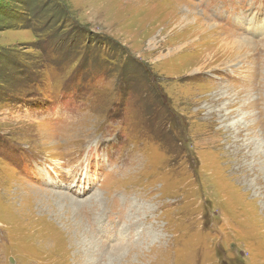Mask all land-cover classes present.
<instances>
[{
  "label": "rangeland",
  "instance_id": "1",
  "mask_svg": "<svg viewBox=\"0 0 264 264\" xmlns=\"http://www.w3.org/2000/svg\"><path fill=\"white\" fill-rule=\"evenodd\" d=\"M41 263L264 264V0H0V264Z\"/></svg>",
  "mask_w": 264,
  "mask_h": 264
},
{
  "label": "bare ground",
  "instance_id": "2",
  "mask_svg": "<svg viewBox=\"0 0 264 264\" xmlns=\"http://www.w3.org/2000/svg\"><path fill=\"white\" fill-rule=\"evenodd\" d=\"M42 242H44V241H42ZM39 244H40V242H39ZM38 244V245H39ZM41 245V244H40ZM42 246V245H41ZM116 256V255H115ZM94 257V256H93ZM118 257H120V256H118ZM46 258V257H45ZM42 259V258H41ZM51 259V258H50ZM49 260V259H48ZM13 261V260H12ZM53 261H55V260H53ZM20 262V261H19ZM40 261H38V263H39ZM51 262V261H50ZM53 263V262H52ZM42 264V263H41Z\"/></svg>",
  "mask_w": 264,
  "mask_h": 264
},
{
  "label": "trees",
  "instance_id": "3",
  "mask_svg": "<svg viewBox=\"0 0 264 264\" xmlns=\"http://www.w3.org/2000/svg\"><path fill=\"white\" fill-rule=\"evenodd\" d=\"M151 83V82H150ZM151 89H153V91H155V89L153 88V86H151ZM173 121V120H172ZM174 122V121H173ZM239 263V262H238Z\"/></svg>",
  "mask_w": 264,
  "mask_h": 264
}]
</instances>
